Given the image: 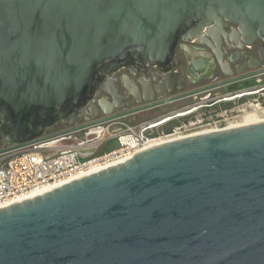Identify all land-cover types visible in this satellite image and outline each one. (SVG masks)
Wrapping results in <instances>:
<instances>
[{
  "label": "water",
  "instance_id": "obj_1",
  "mask_svg": "<svg viewBox=\"0 0 264 264\" xmlns=\"http://www.w3.org/2000/svg\"><path fill=\"white\" fill-rule=\"evenodd\" d=\"M223 39L264 44V0H0V156L47 142L46 158L68 147L90 158L115 132L102 124L264 75L252 66L233 77ZM181 40L205 41L230 78L118 105L122 84L139 91L115 74L146 80L156 65L170 84ZM59 121L69 128L56 132ZM92 126L90 147L57 139ZM0 264H264V121L163 143L0 208Z\"/></svg>",
  "mask_w": 264,
  "mask_h": 264
},
{
  "label": "built area",
  "instance_id": "obj_2",
  "mask_svg": "<svg viewBox=\"0 0 264 264\" xmlns=\"http://www.w3.org/2000/svg\"><path fill=\"white\" fill-rule=\"evenodd\" d=\"M256 92L255 90L242 91L236 96L245 97ZM263 104L264 99L258 100L259 108ZM230 107H224L225 109L221 113L189 121V123L170 131L160 130V127L183 113L139 124L113 120L108 122L106 128L113 129L115 132L110 137L102 136L99 141L103 145L108 141L116 140L117 147L104 153H97L90 158H82L72 150L73 147H68L61 148L59 151L62 154L50 159L44 157L36 145L4 154L0 156V208L24 201L26 198L23 197L34 190L46 186H50L52 188L50 190H53L76 179L126 162L137 152L187 136L231 128L229 126L237 125L232 124L237 115L233 116L229 113L230 109L228 108ZM67 129L64 128L62 131ZM73 135V132L66 133L57 139L72 138ZM92 145V141L84 139V143L79 146L90 147ZM96 167L99 168L93 171Z\"/></svg>",
  "mask_w": 264,
  "mask_h": 264
},
{
  "label": "flooded vegetation",
  "instance_id": "obj_3",
  "mask_svg": "<svg viewBox=\"0 0 264 264\" xmlns=\"http://www.w3.org/2000/svg\"><path fill=\"white\" fill-rule=\"evenodd\" d=\"M237 27L238 26L236 24L227 22L225 30L226 32L231 34L233 32V29ZM182 44L188 45L190 48L196 50L197 52H202L204 55L195 56L192 60H190V56H189L190 54L188 53V51L183 50L181 48ZM213 44L215 46L214 42ZM221 49L224 52V59L230 63V66L234 71L233 77L238 76L242 73L250 72L251 71L250 67L252 66H256L258 67V69L264 68V44H261L260 42H257L253 46L245 45L244 47H239L237 41L233 42L232 40H229V44H227L225 39H223ZM207 54H210V56L207 57L206 56ZM175 62L177 64L176 72H171L170 75L168 76V79L170 80V84L166 82V78L165 80H163V77H166V75L161 74L159 67L156 65H151L148 68L146 80H143L140 75L137 76L133 75L130 71L120 70L119 72H117L115 76H117L120 80L124 74L129 75L132 84L136 85L139 91L138 93L133 92L132 95H128V90L126 89L124 84H122L121 94L125 98L123 99L119 98L117 104L118 105L124 104L125 108L128 109L137 108L147 104V102H145L146 98H152L153 96H156V99L160 100L167 97L178 96L187 93L189 91L199 89L205 86H209L230 78L229 76L225 75L224 70L220 65L218 54L215 53L214 50L205 41L203 43H198L196 42V40L193 41L181 40L180 46L177 48L176 51ZM238 67H242L244 70L242 72H238ZM140 79L145 81L146 84L145 85L140 84L139 83ZM250 81L251 82L254 81L255 85L261 86L264 84V75L258 76L257 79L255 77L226 86L227 87L232 86L237 83L244 85ZM226 86L215 88L197 95L186 96L174 102H170L152 109H148L115 120H117L118 122L132 123V120L136 119L138 114L140 113L153 112L152 110H156V112H161V110H163L161 108H165V106H169L180 101L189 100V99H195V100L199 99L201 100L200 101L201 103H203L204 101L206 102L208 100L211 101L218 98L219 96H216V92H218L219 90H221ZM144 90L146 92H144ZM103 97L104 95L100 97H96L89 104L87 111L88 116L87 114L84 115L90 118V120L92 119V115H91L92 113L97 114L94 111V108L96 106H99V102L102 100ZM107 98L110 101V105L113 106L114 102L112 101V98L109 97ZM111 106L107 105L106 107L110 109ZM76 121H77V125H83L87 123V120L84 118H76ZM107 124L109 123L107 122L105 124H102L101 126L106 128ZM101 126H92L82 130H77L73 132L74 135L72 138H66V139L84 140L90 138L94 135L93 131H95V129H100ZM64 128L65 129L69 128L64 123V121H59L55 125L56 132H60ZM50 132L54 133L55 131H53V129H50ZM109 142L110 141L101 145L97 153H100ZM46 143L47 142H44L36 146L40 148L42 145Z\"/></svg>",
  "mask_w": 264,
  "mask_h": 264
},
{
  "label": "rangeland",
  "instance_id": "obj_4",
  "mask_svg": "<svg viewBox=\"0 0 264 264\" xmlns=\"http://www.w3.org/2000/svg\"><path fill=\"white\" fill-rule=\"evenodd\" d=\"M257 78L258 77H256V79ZM245 86L247 87L244 89H241V87L243 86L240 83L228 87L226 86L216 92V96L219 97L211 101L208 100L206 102L204 101L203 103H201V100L199 99H189L177 102L169 106H165V108H161L163 109L161 110V112H156V110H152L153 112L140 113L138 114L136 119L132 120V124H139L141 122L152 121L158 118L172 117L177 113H183V115H179L178 117L173 118L172 120L166 122L163 126L160 127V130L167 131L168 129H174L176 127L183 126L184 124L189 123V121H195L197 118L207 117L211 113H221L222 111H224V107L229 106H231L230 108H228L230 109L229 113H231L233 116L237 115V117L234 119L235 122L233 121L232 124L242 123L246 115H253V113L256 116L258 115V118L264 119V104L263 106H260V108L259 106H257L258 100L264 99V84L261 86H257L255 85L254 81H250ZM249 90H255L257 92L255 94L246 95L245 97L236 96L241 94L242 91L248 92ZM114 129H116V127H114ZM112 130L113 129H111L110 131ZM110 135V133L106 132L104 136L110 137ZM113 144L114 143L110 145Z\"/></svg>",
  "mask_w": 264,
  "mask_h": 264
},
{
  "label": "bare ground",
  "instance_id": "obj_5",
  "mask_svg": "<svg viewBox=\"0 0 264 264\" xmlns=\"http://www.w3.org/2000/svg\"><path fill=\"white\" fill-rule=\"evenodd\" d=\"M257 116L254 113H253V115H248V116L246 115V117L244 118V120L242 119L243 120V122L241 121L242 123H239L237 125H231L229 127H231V128L232 127H240V126H243V125H249V124L261 122V121L264 120L263 118H258ZM100 130L101 129H95V131H93V133L94 134L100 133ZM98 168L99 167H96L93 171H96V169H98ZM50 189H52L50 186H46V187H43V188L34 190L33 192H31L30 194H28L27 196H25L23 198L31 199V198H34L35 196L42 195L45 192L51 191Z\"/></svg>",
  "mask_w": 264,
  "mask_h": 264
},
{
  "label": "trees",
  "instance_id": "obj_6",
  "mask_svg": "<svg viewBox=\"0 0 264 264\" xmlns=\"http://www.w3.org/2000/svg\"><path fill=\"white\" fill-rule=\"evenodd\" d=\"M245 85H247V84H245ZM245 85H242L243 87H241V89L244 88V87H247ZM170 130L171 129H168L167 131H170ZM112 143H114V144L110 145ZM116 147H117V141L116 140H111L100 153H104L106 151H110V150H112V149H114Z\"/></svg>",
  "mask_w": 264,
  "mask_h": 264
}]
</instances>
